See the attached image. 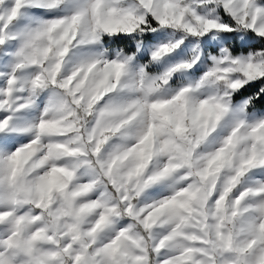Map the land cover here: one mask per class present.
Returning <instances> with one entry per match:
<instances>
[{
	"label": "clouds",
	"instance_id": "obj_1",
	"mask_svg": "<svg viewBox=\"0 0 264 264\" xmlns=\"http://www.w3.org/2000/svg\"><path fill=\"white\" fill-rule=\"evenodd\" d=\"M0 264H264V0H0Z\"/></svg>",
	"mask_w": 264,
	"mask_h": 264
}]
</instances>
